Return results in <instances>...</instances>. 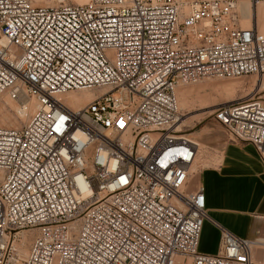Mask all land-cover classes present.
Returning <instances> with one entry per match:
<instances>
[{
  "label": "built area",
  "instance_id": "2783aa9c",
  "mask_svg": "<svg viewBox=\"0 0 264 264\" xmlns=\"http://www.w3.org/2000/svg\"><path fill=\"white\" fill-rule=\"evenodd\" d=\"M255 19L241 26L236 0H0V94L36 104L0 127V264H264V237L208 216L176 96L264 74ZM80 90L96 96L59 98ZM214 118L264 165V102H222ZM205 221L212 254L198 249Z\"/></svg>",
  "mask_w": 264,
  "mask_h": 264
},
{
  "label": "rangeland",
  "instance_id": "374dc122",
  "mask_svg": "<svg viewBox=\"0 0 264 264\" xmlns=\"http://www.w3.org/2000/svg\"><path fill=\"white\" fill-rule=\"evenodd\" d=\"M30 1L32 4L38 5V0ZM40 1H43V4H45L48 0H39V2ZM55 1L57 2L58 0ZM71 1L73 0H64L66 3ZM236 1H238L241 7L243 4H247L248 8L252 9L251 16L254 14L255 9L254 7H251L248 2L250 0ZM259 1L261 10L264 12V0ZM39 6H42V4H39ZM249 22V20H241V25L243 27H249ZM258 30L262 31L260 28H258ZM181 89H187L189 94L184 95ZM176 96L178 107L182 111V114H184V116H182V124L180 125V128L185 130V133L188 134L190 138L193 139V136H195L198 141H202L207 147L206 150L201 148L197 164L193 166L194 169L199 164V161L218 156L216 149L220 146L229 141L236 142V140L230 136L225 127L215 120L212 111L218 104L231 100L253 97L264 102V74L248 75L237 78H205L197 83L180 87L177 90ZM10 100L13 101L11 98ZM13 103L16 104L14 101ZM204 106H207L208 108L199 110V107ZM10 109L9 105H0V113H2V111L8 112L9 110L8 113L12 114V109ZM206 110H211V112H205ZM202 112L205 113L201 114ZM0 126H4L1 121ZM189 133H191V135H189ZM231 158L232 157L226 160L223 171L232 170V172L240 173L239 178L231 179L229 181L233 182L236 186L237 198L235 199L238 200L239 207L242 209H250L253 205H256V203L264 200V165L257 161L252 154L249 156L246 155L244 160L237 162ZM209 164L210 163H203L202 166L205 167ZM196 178L197 177L194 179L196 180ZM204 180L207 193V190L210 188L211 180L209 173L204 174ZM219 195L217 196L218 198L215 196L218 203L221 202ZM232 196L233 194H231L230 190L225 188L222 194V203H225L224 206L230 207L233 205L234 198ZM236 206L234 205V207ZM224 220L228 223H236L240 227L244 226L245 223L244 220L237 219L236 216L231 214L225 215ZM218 236L219 233L217 229L213 227L209 221H205L201 229L198 249L202 250L211 248L214 246Z\"/></svg>",
  "mask_w": 264,
  "mask_h": 264
},
{
  "label": "crops",
  "instance_id": "0c3cea01",
  "mask_svg": "<svg viewBox=\"0 0 264 264\" xmlns=\"http://www.w3.org/2000/svg\"><path fill=\"white\" fill-rule=\"evenodd\" d=\"M193 137L195 140H197L195 136ZM198 142L206 146L202 141ZM216 150L218 152V156H213L209 159H203L199 161V164L196 167V171L199 168H202L198 173L197 180H199V182H201L204 186L206 210L208 216L238 236L245 238H255L258 236L264 237V200L262 202L256 203V205H253L250 209H242L239 207V202L237 199H235L237 198L236 186L229 180L239 178L240 173L232 172V170L223 171L226 160L230 157H232L231 159L237 162L244 160L246 155L249 156L252 154L257 161L261 162L254 147L249 143L229 141ZM203 163L210 164L203 167ZM205 173H209L211 178L209 186L210 188L207 190V193L206 183L204 180ZM225 188L229 189L231 194H233L232 197L234 198V203L230 207L224 206L225 203H222V194ZM218 195L221 199L220 203H218V201L215 199ZM234 205H237L238 207H234ZM227 214L234 215L237 219L244 220V226L240 227L236 223H228L225 221L224 218ZM218 242L219 236L216 239L214 246L199 251L212 254L217 250Z\"/></svg>",
  "mask_w": 264,
  "mask_h": 264
},
{
  "label": "bare ground",
  "instance_id": "6f19581e",
  "mask_svg": "<svg viewBox=\"0 0 264 264\" xmlns=\"http://www.w3.org/2000/svg\"><path fill=\"white\" fill-rule=\"evenodd\" d=\"M86 1L87 0H73L71 2L76 3V4H84ZM60 2H64V0H58L57 2L55 0H51V1L48 0V1H46L45 4H43V1L39 2V0H38L37 4L38 5L42 4V6H48V5L52 6V5H57ZM248 2L250 3V1H248ZM237 3H238V1H237ZM259 3H260V1H258L257 4L255 5V7H254L255 11H254L253 15L256 18L255 20H256L257 29L260 28L263 31L264 30V21H263L264 20V17H263L264 12H263V10H261V6L259 5ZM250 6H251V4H250ZM238 8H239V12L241 14V20H250V18L253 16V15L251 16L252 9H249L247 4H243V6L241 7V5L238 3ZM181 91L183 92L184 95L189 94L187 89H181ZM81 92H83V93H81ZM78 93H81V94H78ZM95 96H96V94H94L92 91L80 90L77 92H70V93L68 92L66 94L61 95L59 98L63 103L70 105L74 108H79L83 105H86ZM231 101H233V100H231ZM226 102H228V101H226ZM0 105L1 106L9 105V108L12 109V110L10 109L12 111V114L8 113L9 110H8V112L2 111V113H0V121L4 125V126H0V127H13V128H15V127L21 126L27 120L28 116L36 108V104L32 100H30V101L25 102V106H26L25 109H20L18 105L14 104L13 101L10 100V96L6 92H3L0 94ZM204 108H208V107L207 106L199 107V110H203ZM178 110L180 111V118H179V122H178V127H180V125L182 124V116H184V114H182V111L179 109V107H178ZM214 110L212 111L213 113H214ZM205 112H211V110H206ZM205 112H202L201 114H203ZM189 135H191V133H189ZM193 140L198 145L199 152L201 151V148L206 150V148H207L206 146L200 144L194 138H193ZM195 171H196V168L193 169V166H192V172H195ZM1 178L2 177L0 175V179Z\"/></svg>",
  "mask_w": 264,
  "mask_h": 264
}]
</instances>
